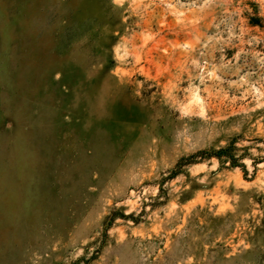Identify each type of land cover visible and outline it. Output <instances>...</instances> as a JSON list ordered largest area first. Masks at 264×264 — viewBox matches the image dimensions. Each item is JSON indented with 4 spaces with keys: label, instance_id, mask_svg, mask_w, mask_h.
Segmentation results:
<instances>
[{
    "label": "rangeland",
    "instance_id": "1",
    "mask_svg": "<svg viewBox=\"0 0 264 264\" xmlns=\"http://www.w3.org/2000/svg\"><path fill=\"white\" fill-rule=\"evenodd\" d=\"M0 264H264V0H0Z\"/></svg>",
    "mask_w": 264,
    "mask_h": 264
},
{
    "label": "trees",
    "instance_id": "2",
    "mask_svg": "<svg viewBox=\"0 0 264 264\" xmlns=\"http://www.w3.org/2000/svg\"><path fill=\"white\" fill-rule=\"evenodd\" d=\"M199 154L205 155V157H201V159L206 158V157H216L217 159L225 158L228 160L231 166H236L235 164H236L237 158L235 157V155L231 153V149L229 147L220 148L218 150H212L210 152H205V151L197 152L196 154L192 155L190 158L193 159Z\"/></svg>",
    "mask_w": 264,
    "mask_h": 264
}]
</instances>
